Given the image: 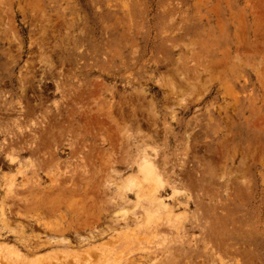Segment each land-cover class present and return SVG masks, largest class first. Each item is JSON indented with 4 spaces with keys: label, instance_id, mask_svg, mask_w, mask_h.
I'll return each mask as SVG.
<instances>
[{
    "label": "rangeland",
    "instance_id": "374dc122",
    "mask_svg": "<svg viewBox=\"0 0 264 264\" xmlns=\"http://www.w3.org/2000/svg\"><path fill=\"white\" fill-rule=\"evenodd\" d=\"M49 263L264 264V0H0V264Z\"/></svg>",
    "mask_w": 264,
    "mask_h": 264
},
{
    "label": "bare ground",
    "instance_id": "6f19581e",
    "mask_svg": "<svg viewBox=\"0 0 264 264\" xmlns=\"http://www.w3.org/2000/svg\"><path fill=\"white\" fill-rule=\"evenodd\" d=\"M11 143V142H10ZM149 159V158H148ZM148 159H146V157L144 158V159H142V161H140V164H139V169H140V171L143 173V176H144V178H146V176H147V178L149 177H155V175H156V170H155V168H154V163H153V165H150V161H152V160H148ZM150 175V176H149ZM131 180V179H130ZM133 181V180H132ZM132 181H129V183H127L128 182V180H127V182H124L125 184H133V182ZM138 184V183H137ZM123 185V184H122ZM133 185H135L136 186V184H133ZM126 186V185H125ZM131 185H129V187H130ZM128 187V188H129ZM132 187V186H131ZM131 187H130V189H131ZM138 187V186H137ZM119 188V187H118ZM120 189V188H119ZM136 189H138V188H136ZM121 190V189H120ZM124 190V189H123ZM140 190L141 189H139V192H140ZM119 192V191H118ZM122 193V192H121ZM120 193V194H121ZM142 193V192H141ZM119 194V193H118ZM124 194V193H123ZM136 194H139V193H137L136 192ZM123 195H121V197H122ZM118 197V196H117ZM120 199V198H119ZM58 258V257H57ZM126 258V257H125ZM51 259V258H50ZM56 259V258H55ZM81 260V259H80ZM60 261H62V260H60ZM32 262V261H31ZM50 264V263H49ZM111 264V263H110ZM171 264V263H170Z\"/></svg>",
    "mask_w": 264,
    "mask_h": 264
}]
</instances>
